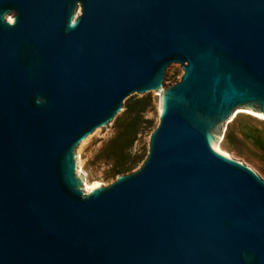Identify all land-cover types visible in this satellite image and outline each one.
Instances as JSON below:
<instances>
[{"label": "water", "instance_id": "1", "mask_svg": "<svg viewBox=\"0 0 264 264\" xmlns=\"http://www.w3.org/2000/svg\"><path fill=\"white\" fill-rule=\"evenodd\" d=\"M146 96L144 160L85 192L82 146ZM241 110L264 0H0V264H264V180L216 149Z\"/></svg>", "mask_w": 264, "mask_h": 264}, {"label": "rangeland", "instance_id": "2", "mask_svg": "<svg viewBox=\"0 0 264 264\" xmlns=\"http://www.w3.org/2000/svg\"><path fill=\"white\" fill-rule=\"evenodd\" d=\"M181 76L182 71L174 68L166 88L177 83ZM151 101V106L144 119L152 120L156 127L159 97L151 98ZM235 113L226 121L217 146L228 156L250 167L264 180V117L242 110ZM149 135L146 133L137 137L131 147L132 155H138L143 150L147 151ZM115 138L116 125L114 123L107 133L101 130L82 146L79 156V175L82 178L84 190L85 184L108 186L116 179L112 175L115 161L109 156V152L116 145Z\"/></svg>", "mask_w": 264, "mask_h": 264}, {"label": "trees", "instance_id": "3", "mask_svg": "<svg viewBox=\"0 0 264 264\" xmlns=\"http://www.w3.org/2000/svg\"><path fill=\"white\" fill-rule=\"evenodd\" d=\"M151 103L149 96L137 100L128 98L123 105L124 111L115 118L116 145L109 152L115 161L113 177L132 172L144 160L147 151L132 155L131 147L139 135L150 134L155 128L152 120L144 119Z\"/></svg>", "mask_w": 264, "mask_h": 264}, {"label": "bare ground", "instance_id": "4", "mask_svg": "<svg viewBox=\"0 0 264 264\" xmlns=\"http://www.w3.org/2000/svg\"><path fill=\"white\" fill-rule=\"evenodd\" d=\"M234 114H236V113H234ZM261 117V116H260ZM216 149H217V151H219V152H222V153H224L223 151H221L219 148H218V146H216ZM224 154H226V153H224ZM96 186H98V185H86L85 184V191L88 193L90 190H92L93 188H95Z\"/></svg>", "mask_w": 264, "mask_h": 264}]
</instances>
